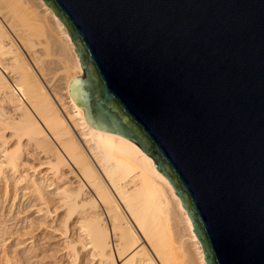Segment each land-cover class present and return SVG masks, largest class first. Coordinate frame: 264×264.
I'll list each match as a JSON object with an SVG mask.
<instances>
[{
	"label": "water",
	"instance_id": "water-1",
	"mask_svg": "<svg viewBox=\"0 0 264 264\" xmlns=\"http://www.w3.org/2000/svg\"><path fill=\"white\" fill-rule=\"evenodd\" d=\"M88 126L149 157L204 264H264V0H42Z\"/></svg>",
	"mask_w": 264,
	"mask_h": 264
},
{
	"label": "bare ground",
	"instance_id": "bare-ground-1",
	"mask_svg": "<svg viewBox=\"0 0 264 264\" xmlns=\"http://www.w3.org/2000/svg\"><path fill=\"white\" fill-rule=\"evenodd\" d=\"M73 50L42 0H0V199L57 221L60 239L75 227L82 240L65 241L69 264L83 251L97 264H204L151 159L90 128L69 98L81 76Z\"/></svg>",
	"mask_w": 264,
	"mask_h": 264
},
{
	"label": "rangeland",
	"instance_id": "rangeland-1",
	"mask_svg": "<svg viewBox=\"0 0 264 264\" xmlns=\"http://www.w3.org/2000/svg\"><path fill=\"white\" fill-rule=\"evenodd\" d=\"M47 193H51L49 197H54L52 190L48 189ZM11 203L10 198L0 199V264H69L63 247L65 241L72 240V237L74 241L79 238V231L70 226L71 235H66L67 239H60L59 230L58 233L55 231V227L58 228L57 221L52 223L51 218L41 217L32 208L22 209L19 206L22 201L17 203V199L13 205ZM35 224L41 227L40 231L34 232ZM79 239L82 240V237ZM80 247L77 245V250L80 251ZM79 264L97 262L90 257L88 251H83Z\"/></svg>",
	"mask_w": 264,
	"mask_h": 264
}]
</instances>
